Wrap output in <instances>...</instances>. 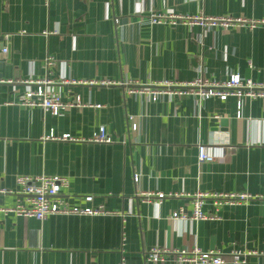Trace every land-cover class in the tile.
<instances>
[{"label":"crops","instance_id":"crops-1","mask_svg":"<svg viewBox=\"0 0 264 264\" xmlns=\"http://www.w3.org/2000/svg\"><path fill=\"white\" fill-rule=\"evenodd\" d=\"M168 12L264 21V0H50L48 7L0 0V191L15 192L18 176H61L68 184L58 196L69 206L111 213L40 222L0 212V264H148L144 254L153 247L194 246L223 256L240 252L238 264H264V98L239 105L232 97L165 95L152 102L126 93L129 86L232 75L264 86V25L149 23L150 14ZM45 79L64 101L79 96L91 106L51 116L17 105L24 81ZM100 127L112 144L86 141ZM62 135L85 141L47 139ZM200 145L213 162L199 164ZM157 193L167 196L159 204ZM198 193L255 200L221 207L216 221L172 220L180 209L191 214ZM17 199L0 193V209ZM203 211L214 213L211 201Z\"/></svg>","mask_w":264,"mask_h":264},{"label":"built area","instance_id":"built-area-1","mask_svg":"<svg viewBox=\"0 0 264 264\" xmlns=\"http://www.w3.org/2000/svg\"><path fill=\"white\" fill-rule=\"evenodd\" d=\"M45 7H48L50 0H42ZM151 25L166 24L169 26L186 25L199 26L202 29L222 28L228 29H248L252 30L258 25H264V21L246 20L232 16L222 17H206V16H188L178 15L172 12L165 14L152 13L149 16ZM6 54L7 49L2 50ZM46 66L52 64L50 59H46ZM11 83V82H10ZM26 89L18 95L17 105L23 108L33 109L39 108L45 114L58 116L73 108L90 107L89 104H83L81 98L77 96L74 101H64L62 97L50 89L53 82L49 79L24 81ZM66 83V82H63ZM70 84H97L100 86H110L114 83L108 81L101 82H70ZM160 86V87H159ZM128 95H146L150 97L152 102L159 99L160 96H186L191 95L199 101L215 98L220 101H226L232 97L240 99H256L264 98V86L255 84L250 79H242L239 75H232L224 82H214L206 79H196L192 82L184 83H168L151 87H127ZM99 108L100 106H94ZM128 121L131 124V131L137 130V124L134 122V117L129 116ZM47 139L60 141H85L77 138H72L68 135H62L59 138L49 136ZM87 142L97 144H112V139L109 137L104 127L98 128L92 136L86 140ZM215 160V156L205 146H198V162L210 163ZM137 182L138 175L133 178ZM67 179L61 176H39L28 177L18 176L15 180L17 190L7 191L1 190V194H13L18 196L16 204L11 208H2L0 212L5 215H15L21 218H33L37 221H43L50 216L55 215H76V216H106L111 213L105 210L103 206L98 207H71L64 200L59 198V193L62 188L67 187ZM151 195V194H150ZM155 202L160 203L165 197L162 193H157ZM22 197V199H20ZM149 196L146 202H149ZM206 200L211 201L214 207V213L207 214L203 211V206ZM255 198L249 194H223V193H198L191 198V214L187 215L183 209L174 212L171 215L172 220H190L192 222L199 221H216L219 220L218 210L224 206H236L247 204L254 201ZM24 201V203H23ZM86 202H91V197L85 198ZM245 257L240 252H231L223 256L218 252L202 251L196 246L189 249H167L153 247L144 254V260L148 264H225L227 260L238 264L243 263V260H238L239 257Z\"/></svg>","mask_w":264,"mask_h":264},{"label":"water","instance_id":"water-1","mask_svg":"<svg viewBox=\"0 0 264 264\" xmlns=\"http://www.w3.org/2000/svg\"><path fill=\"white\" fill-rule=\"evenodd\" d=\"M226 125V120L221 121V126H225Z\"/></svg>","mask_w":264,"mask_h":264}]
</instances>
